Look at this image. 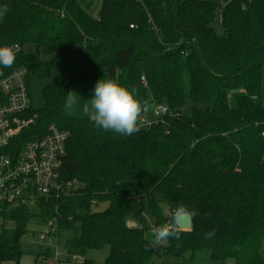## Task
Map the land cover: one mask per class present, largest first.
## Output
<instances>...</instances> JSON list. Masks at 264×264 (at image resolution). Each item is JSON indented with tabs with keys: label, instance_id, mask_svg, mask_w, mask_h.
<instances>
[{
	"label": "trees",
	"instance_id": "trees-1",
	"mask_svg": "<svg viewBox=\"0 0 264 264\" xmlns=\"http://www.w3.org/2000/svg\"><path fill=\"white\" fill-rule=\"evenodd\" d=\"M95 2L0 0L10 6L0 46L23 47L4 73L27 67L31 102L34 79L48 80L42 106L28 113L31 131H67L61 175L84 184L57 204L58 231H72L67 254L108 247L103 264H150L161 250L192 260L208 251L216 264H264V0H99L94 17ZM218 13L222 36L212 27ZM101 78L135 88L171 116L121 136L66 115L68 92L83 104ZM93 203L107 206L92 211ZM179 204L198 212L191 230L154 248L147 218L170 223L162 206ZM54 205L42 203L39 216ZM1 216L15 226L0 234V264H18L34 213L19 205Z\"/></svg>",
	"mask_w": 264,
	"mask_h": 264
},
{
	"label": "built area",
	"instance_id": "built-area-1",
	"mask_svg": "<svg viewBox=\"0 0 264 264\" xmlns=\"http://www.w3.org/2000/svg\"><path fill=\"white\" fill-rule=\"evenodd\" d=\"M133 28V26H130ZM16 57L23 51L18 43ZM0 75V216L19 205L33 206L38 214L42 203H54L52 215L45 218L46 231L40 240L58 231V203L82 194L84 184L61 175L69 134L51 124L42 132H32L35 116L28 88L27 67H19ZM144 79L142 78V81ZM171 116L163 104H154L143 115L140 128L163 123ZM39 204H41L39 206Z\"/></svg>",
	"mask_w": 264,
	"mask_h": 264
},
{
	"label": "clouds",
	"instance_id": "clouds-1",
	"mask_svg": "<svg viewBox=\"0 0 264 264\" xmlns=\"http://www.w3.org/2000/svg\"><path fill=\"white\" fill-rule=\"evenodd\" d=\"M10 11L6 3L0 4V20ZM16 45L0 46V69L10 68L16 61ZM3 75V71H0ZM92 98L83 100L77 93L69 91L66 95L64 109L66 115L87 117L97 128L112 131L121 136H131L140 131L143 115L153 109L147 100L137 97L136 89L129 90L112 79H99L94 85ZM171 222L153 227L151 230V244L153 246H167L169 239L180 240L181 228L186 221L198 215L195 209L190 210L184 204L170 209ZM215 231L204 233V239H211Z\"/></svg>",
	"mask_w": 264,
	"mask_h": 264
},
{
	"label": "rangeland",
	"instance_id": "rangeland-1",
	"mask_svg": "<svg viewBox=\"0 0 264 264\" xmlns=\"http://www.w3.org/2000/svg\"><path fill=\"white\" fill-rule=\"evenodd\" d=\"M208 1H216V0H208ZM99 7H100V2L99 0H96L94 5L88 10V13L95 17L97 15ZM212 27L214 28L217 35L219 36L223 35V29L221 26V20H220L219 13ZM24 51H27V49L24 48ZM47 82L48 80L40 82V81H36L35 79L32 82V85H31L32 102L31 103H32L33 108H40L42 106L43 102L40 96V90ZM262 84L264 86V77L262 80ZM261 99H262L261 104L264 107V90H263ZM230 105L232 107L234 106L233 100L230 101ZM186 111L187 112L189 111L188 107L186 108ZM73 117L85 118L82 115H80L79 117L77 116H73ZM40 205L41 204H39V206ZM106 206L107 204H99L95 206V203H93L91 210L101 211L105 209ZM27 207L30 208L32 213H34V217H32L27 223L26 228H25L26 233L21 239V245H22V250L24 252V255L20 258L18 264H35V260H37L38 262L37 264H103L104 263L109 253L108 247H104L102 250H98V251L96 250L87 251L83 257L69 256L66 251V242L70 240L72 237L71 230H67V231L59 230L55 232L53 236L49 238L45 236L43 240H40L39 235H44V232L46 231L45 230L46 229L45 218L51 216L53 213L51 215H46V217H40L38 214V210L34 208V205L27 206ZM162 209L164 211V214L169 217L170 222H171V215L168 209L164 206H162ZM58 215L60 217L59 208H58ZM146 221H147L148 229L145 232V237L151 243V239H152L151 230L153 227H155L154 220L148 217ZM59 223H60V220H58V225H60ZM14 226H15L14 223L7 221L5 219H2V216H0V234L4 230L13 229ZM128 226L134 227L135 224L132 222H129ZM153 247L154 248L159 247L161 250V248L165 246L161 245V246H153ZM179 263L216 264L210 259V253L208 251H201V252L196 253V255L194 256L192 260L190 253L185 254L183 257H180V258H174V257L165 256L162 250H161L160 255L154 256L152 258V261L150 264H179ZM6 264H14V263L8 262ZM224 264H233V261L231 260L226 261V263Z\"/></svg>",
	"mask_w": 264,
	"mask_h": 264
},
{
	"label": "water",
	"instance_id": "water-1",
	"mask_svg": "<svg viewBox=\"0 0 264 264\" xmlns=\"http://www.w3.org/2000/svg\"><path fill=\"white\" fill-rule=\"evenodd\" d=\"M192 228V219L190 221H186L183 225H182V228L181 230L184 231V230H191Z\"/></svg>",
	"mask_w": 264,
	"mask_h": 264
},
{
	"label": "crops",
	"instance_id": "crops-1",
	"mask_svg": "<svg viewBox=\"0 0 264 264\" xmlns=\"http://www.w3.org/2000/svg\"><path fill=\"white\" fill-rule=\"evenodd\" d=\"M226 263V262H225Z\"/></svg>",
	"mask_w": 264,
	"mask_h": 264
}]
</instances>
